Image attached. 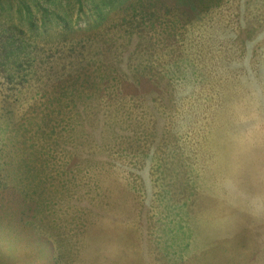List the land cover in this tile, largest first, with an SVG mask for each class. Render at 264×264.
Masks as SVG:
<instances>
[{
    "label": "rangeland",
    "instance_id": "374dc122",
    "mask_svg": "<svg viewBox=\"0 0 264 264\" xmlns=\"http://www.w3.org/2000/svg\"><path fill=\"white\" fill-rule=\"evenodd\" d=\"M261 211L264 0L0 1V264H252Z\"/></svg>",
    "mask_w": 264,
    "mask_h": 264
},
{
    "label": "crops",
    "instance_id": "0c3cea01",
    "mask_svg": "<svg viewBox=\"0 0 264 264\" xmlns=\"http://www.w3.org/2000/svg\"><path fill=\"white\" fill-rule=\"evenodd\" d=\"M260 213L264 215V211H261ZM250 226H252V225H250ZM255 228L258 230V236L256 238L251 239V240H252L253 244H258L260 246V248L258 249L257 252H255V256L247 257V259L254 260V262L252 264H264V253H262L259 256L257 254L260 251V249L262 248V243L264 242V221H259ZM196 240H198V239H196ZM198 243L201 245L202 244V240L199 239L198 242L196 241L195 244H198ZM211 243H212V241L209 242V244H211ZM200 250H202V248ZM197 255H199V253L196 254V256ZM235 260L237 261V260H240V259H235ZM243 264H246V263H243Z\"/></svg>",
    "mask_w": 264,
    "mask_h": 264
},
{
    "label": "trees",
    "instance_id": "16d2710c",
    "mask_svg": "<svg viewBox=\"0 0 264 264\" xmlns=\"http://www.w3.org/2000/svg\"><path fill=\"white\" fill-rule=\"evenodd\" d=\"M1 1V0H0Z\"/></svg>",
    "mask_w": 264,
    "mask_h": 264
}]
</instances>
